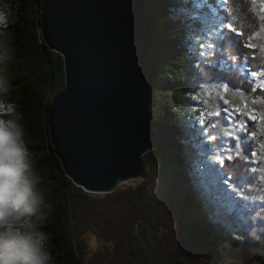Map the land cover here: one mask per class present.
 I'll list each match as a JSON object with an SVG mask.
<instances>
[{
  "label": "trees",
  "instance_id": "16d2710c",
  "mask_svg": "<svg viewBox=\"0 0 264 264\" xmlns=\"http://www.w3.org/2000/svg\"><path fill=\"white\" fill-rule=\"evenodd\" d=\"M146 1L154 95L145 177L137 186L95 195L73 185L52 152L47 109L64 86V70L62 57L41 39L39 0H8L12 22L0 38V57L41 177L40 223L52 264H264V220L253 223L264 208L258 199L264 197V157L204 163L213 141H206V126L193 109L194 96L211 83L264 101V87L243 76H264V0ZM206 21L220 26L210 41L203 34ZM261 109L257 141L248 142L249 150L243 146L249 152L264 141ZM87 230L105 240L92 256L82 237Z\"/></svg>",
  "mask_w": 264,
  "mask_h": 264
},
{
  "label": "water",
  "instance_id": "95a60500",
  "mask_svg": "<svg viewBox=\"0 0 264 264\" xmlns=\"http://www.w3.org/2000/svg\"><path fill=\"white\" fill-rule=\"evenodd\" d=\"M146 3L39 0L41 39L64 70V86L47 109L52 152L71 183L90 194L145 177L154 95Z\"/></svg>",
  "mask_w": 264,
  "mask_h": 264
},
{
  "label": "clouds",
  "instance_id": "9594fccd",
  "mask_svg": "<svg viewBox=\"0 0 264 264\" xmlns=\"http://www.w3.org/2000/svg\"><path fill=\"white\" fill-rule=\"evenodd\" d=\"M12 8L0 0V38L7 37ZM7 64L0 57V264H52L49 235L44 219V196L39 190L30 149L25 140L23 116L10 99ZM264 203V197H258ZM264 220V208L253 216V223ZM259 241L256 230L251 232Z\"/></svg>",
  "mask_w": 264,
  "mask_h": 264
},
{
  "label": "rangeland",
  "instance_id": "374dc122",
  "mask_svg": "<svg viewBox=\"0 0 264 264\" xmlns=\"http://www.w3.org/2000/svg\"><path fill=\"white\" fill-rule=\"evenodd\" d=\"M203 24H205L203 34L209 35V41L219 35L220 26L214 21H206ZM229 26L226 24L225 28L230 30ZM243 74L255 88H262L261 84L264 82L262 73L249 71ZM193 100L196 120L199 124L206 126V141H213L211 150L203 156L204 163L221 164L225 158L243 154H250L253 160L264 157V141L262 140L258 141L256 153L255 150L250 152L246 150H249L248 142L257 141V134L260 133L261 107H264V101L248 93L231 91L226 86H218L216 83L203 86L200 95L194 96ZM82 237L85 250L90 256L101 249L105 243V240L92 230H87Z\"/></svg>",
  "mask_w": 264,
  "mask_h": 264
},
{
  "label": "snow or ice",
  "instance_id": "6c2138e0",
  "mask_svg": "<svg viewBox=\"0 0 264 264\" xmlns=\"http://www.w3.org/2000/svg\"><path fill=\"white\" fill-rule=\"evenodd\" d=\"M229 27H231V26H229ZM261 87H264V82H262Z\"/></svg>",
  "mask_w": 264,
  "mask_h": 264
}]
</instances>
